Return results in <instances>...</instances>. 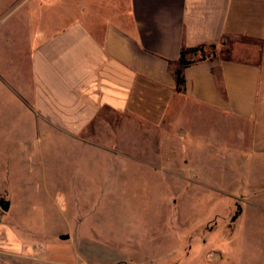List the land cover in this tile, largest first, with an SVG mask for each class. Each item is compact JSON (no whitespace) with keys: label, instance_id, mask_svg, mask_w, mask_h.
<instances>
[{"label":"rangeland","instance_id":"1","mask_svg":"<svg viewBox=\"0 0 264 264\" xmlns=\"http://www.w3.org/2000/svg\"><path fill=\"white\" fill-rule=\"evenodd\" d=\"M15 1L0 0V70L7 81L24 67L13 54L26 49L32 31L66 22L57 16L56 0H40L46 6L52 1L44 13L36 10L39 0L17 7ZM19 89L0 77V200L11 204L7 212L0 208V252L17 254V264H187L220 253L264 256V213L242 203L239 217L236 122L179 104L162 132L151 119L116 120L114 133L99 121V133L81 141L47 132L44 121L29 115ZM177 126L187 133L177 134ZM193 159L198 170L204 163L207 184L188 181L185 165L179 167Z\"/></svg>","mask_w":264,"mask_h":264},{"label":"crops","instance_id":"2","mask_svg":"<svg viewBox=\"0 0 264 264\" xmlns=\"http://www.w3.org/2000/svg\"><path fill=\"white\" fill-rule=\"evenodd\" d=\"M56 2L64 25L32 31L26 49L17 47L13 54L24 63L13 79L7 81L0 70L9 87L24 89L19 95L29 115L44 121L47 132L84 141V135L99 133V121L114 133L116 120L151 119L162 132L179 104L207 109L210 114L203 117L238 124L239 217L242 203L264 213V0ZM51 4L39 0L36 10L44 13ZM211 45L216 52L185 69L186 85L178 92L181 50ZM176 133L187 132L177 126ZM193 162L198 165L193 159L179 167L185 165L188 181L207 184L204 163L198 170ZM193 246L187 245L186 255ZM15 255L0 252V264H17ZM187 264H264V256L220 253Z\"/></svg>","mask_w":264,"mask_h":264},{"label":"trees","instance_id":"3","mask_svg":"<svg viewBox=\"0 0 264 264\" xmlns=\"http://www.w3.org/2000/svg\"><path fill=\"white\" fill-rule=\"evenodd\" d=\"M216 48V45H211L209 47L199 46L194 48H183L181 50L179 67L175 73L176 89L178 92H182L186 85L185 69L194 63L211 58L212 55L210 54L212 52L215 53Z\"/></svg>","mask_w":264,"mask_h":264},{"label":"water","instance_id":"4","mask_svg":"<svg viewBox=\"0 0 264 264\" xmlns=\"http://www.w3.org/2000/svg\"><path fill=\"white\" fill-rule=\"evenodd\" d=\"M10 207H11V204H10L9 201H7L5 199H1L0 200V208H2L4 211H6V212L9 211L10 210ZM60 239H62V240H68L69 239V235H61L60 236Z\"/></svg>","mask_w":264,"mask_h":264}]
</instances>
